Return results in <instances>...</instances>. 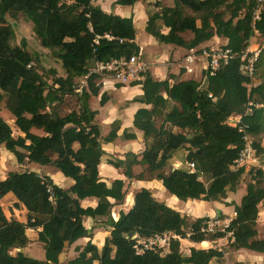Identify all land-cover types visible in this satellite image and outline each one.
<instances>
[{"label":"trees","instance_id":"obj_1","mask_svg":"<svg viewBox=\"0 0 264 264\" xmlns=\"http://www.w3.org/2000/svg\"><path fill=\"white\" fill-rule=\"evenodd\" d=\"M139 1L116 0L115 4L132 7ZM93 2L0 0V104L4 102L20 133L14 138L0 117V149L9 152L17 164L50 166L72 181L62 189L33 171L8 172L0 180V200L11 196L14 209L22 206L26 210L22 223L8 218L0 206V264H58L82 239L88 241L82 248L75 247L78 255L67 264H212L223 258L222 251L189 248L182 254L179 240L214 243L227 236L234 252L264 253V238H258L256 229L258 206L264 201V171L254 166L256 162L247 171L233 169L243 141L237 128L228 125L230 117L240 116L256 157L264 153V80L253 83L264 67V56L260 53L252 77L239 60L221 67L214 76L205 72L203 81L170 83V77L155 81L145 72L140 82L143 95L137 101L149 108L137 110L133 120L145 149L139 156L128 153L124 160L112 156L106 160L127 179L143 181L148 175L149 180L160 181L180 202L220 203L242 183L245 194L239 204H227L234 211L229 225L214 234L203 233L201 224L208 218L193 220L181 215L146 189L136 192L129 210L119 212L114 220L111 211L124 202L125 182L106 184L99 176L105 156L102 144L114 141L116 131L102 138L94 123L89 100L99 94L100 81L105 79L89 72L97 64L136 55L139 48L132 18L107 14ZM257 5V0H173L172 7L158 5L148 16L144 31L158 44L187 52L199 51L200 46L218 38L225 42L221 49L238 53L255 36L264 39V1L254 21ZM19 15L32 25L40 46L59 63L61 75L54 68L46 75L40 73L39 55L30 53L24 40L19 46L14 44L15 31L7 19ZM260 77L264 78V70ZM70 96L76 97L78 111L66 114L62 105ZM105 100L103 94L100 105ZM121 139L135 136L124 131ZM179 150L187 152L185 161L193 164L195 173L185 166L172 168L173 154ZM134 166H142L144 171L133 175ZM244 175L246 182L242 181ZM87 199L95 201V207H82ZM88 219L90 226L85 223ZM99 227L109 232L100 248L92 243ZM27 229L38 230L36 242L42 245L43 261L23 253L31 243ZM164 234L175 236L167 251L136 253L138 241Z\"/></svg>","mask_w":264,"mask_h":264},{"label":"crops","instance_id":"obj_2","mask_svg":"<svg viewBox=\"0 0 264 264\" xmlns=\"http://www.w3.org/2000/svg\"><path fill=\"white\" fill-rule=\"evenodd\" d=\"M137 2L132 7H122L115 4L116 0H94L93 4L97 5L101 8V10L107 14H114L123 18H132L134 27L138 23L141 27V30H144L145 23L148 19V16L153 13H148L147 7L150 6L151 2H146V6H144L143 2ZM173 6V5H172ZM169 6V7H172ZM155 13V12H154ZM136 30V28H135ZM145 32V31H144ZM163 33H167L166 29H163ZM140 39V42L139 40ZM142 43V44H141ZM223 45L225 42L222 39L213 38L209 42L203 44L198 49L211 47L213 44ZM135 44L138 46L141 51V60L147 65V72L151 75V77L155 81H164L169 77L170 83L173 81H185L188 79H194L196 81H203V76L205 73V60L202 58H197L192 64V73H186L184 68L182 67L184 64L183 59L186 55L189 54L185 49L177 48L171 45L158 44L151 36L148 34H144L143 37L138 38V34L135 35ZM221 47V46H220ZM141 80L138 82L131 83L126 86H122L120 84H116L112 80L105 79L100 81V89L99 94L95 97H91L89 100V108L93 112H95L94 123L98 126L100 135L102 138L108 136L110 131H116V138L114 141L110 143H103L102 150L105 153V156L102 158V161L99 166V176L101 181L110 184L114 180H122L125 182V189L134 191L127 197V203L124 205H116L113 207L111 211V216L114 220H117L119 212H127L132 205L133 196L136 192L141 189L148 190L152 196L160 202H164L168 207L176 210L181 215L191 217L193 220H197L203 217H211L212 209H214L218 213V217L226 218L229 217L232 219L234 217L233 206H227L233 202L238 205L243 194H245V187L241 183L234 193H228L227 197L223 199L222 202H204V201H195L188 200L187 202H180L175 197L170 196L165 189L163 188L160 181L157 180H135V179H127L122 175L120 169H115L114 167L108 165L106 160L108 156H112L114 158H118L120 160H124L125 155L130 153L136 156L141 155V153L145 149L144 141L142 138V133L136 130L133 127L134 114L137 110L145 108L148 109L149 106L139 103L137 100L142 97L143 93L141 90ZM105 95L106 100L104 104L100 105L99 101L102 95ZM78 111V105L75 110ZM69 113V112H68ZM66 113V114H68ZM124 131H127L128 134H134L135 139L133 140H123L121 136ZM187 152L185 150H179L173 154V158L171 160V165L173 169H177L185 166V157ZM142 166H134L132 168V174L138 175L142 172ZM140 170V172H138ZM41 173L38 174L49 177L52 182L62 189H67L71 186L72 181L67 180L62 176V174L50 166L41 167ZM5 176L0 177V180L5 179ZM244 189V193L241 194V190ZM170 198V199H169ZM9 201L11 212L15 213L11 217H15V215H22V218L16 219L19 222L25 223L26 221V210L24 207L20 206L17 210L13 208L14 198L11 196H6L1 201ZM169 201V204H168ZM176 204H175V203ZM215 203L216 206H210ZM96 202L92 199H87L81 202L82 207H95ZM2 208V204H0ZM127 207V208H126ZM212 207V208H211ZM215 207V208H214ZM194 208H198L194 210ZM3 209V208H2ZM225 211H228L229 214L225 216ZM224 215V216H223ZM24 217V218H23ZM190 218V219H191ZM87 225H92V221L90 219L85 220ZM256 229L258 238H264V201L260 203L258 206V217L256 220ZM103 233H99V229H95L93 236H102V241L99 243L100 248L103 245L105 238L109 235L108 229H103ZM37 232L38 230L27 229L25 234L31 242L30 245L23 250V253L30 258H33L34 249H32V245H34L37 240ZM87 239L79 240L76 245H85ZM182 242H186L189 248L195 249H204L201 248V245L206 244H193L186 240ZM93 243V242H92ZM95 244V243H93ZM102 244V245H101ZM83 245V246H84ZM96 245V244H95ZM83 246L79 247L82 248ZM75 247V246H74ZM73 248V247H72ZM70 248L65 254L60 258V262L58 264H67L68 259L77 257L78 252H73V255L69 254L66 257V254L70 252L72 249ZM206 249V248H205ZM240 252H249L252 253V256L247 260H236V262L242 264H264V253H254L246 250L235 251V253ZM65 257V258H64ZM62 259H67L62 260ZM64 261V262H61ZM96 264V263H94ZM216 264H219L216 262Z\"/></svg>","mask_w":264,"mask_h":264},{"label":"built area","instance_id":"obj_3","mask_svg":"<svg viewBox=\"0 0 264 264\" xmlns=\"http://www.w3.org/2000/svg\"><path fill=\"white\" fill-rule=\"evenodd\" d=\"M264 0H257V7L253 13V20H258L259 13L262 9V2ZM107 39H112L106 36ZM260 48L250 49L249 47L241 52H233L230 49H221L220 47L203 48L199 51H190L188 55L183 59V68L186 73H192V64L197 58L205 60V72L209 76H214L215 73L223 66L227 65L233 60H239L244 64L245 72L249 77H252L255 69L256 62ZM141 51L139 50L136 55H132L128 58H120L117 60H111L106 64L95 65L89 73L98 74L103 79H109L122 86L129 85L141 80L142 75L147 72V65L141 60ZM81 88H78L77 92H80ZM246 111H249L247 109ZM228 125L237 128L238 132L242 135L243 147L239 152L238 158L233 162V169L238 170L241 168H248L252 163L256 162L257 157L252 145V140L247 134V126L241 123L240 116H232L228 120ZM185 167L190 173H195L193 164L186 162ZM52 201V198H50ZM231 219H208L201 224L200 231L203 233L214 234L216 231H223L230 223ZM223 228L222 230H220ZM175 238L170 234H164L161 236H155L145 241H138L134 246L137 254H142L145 250L158 249L167 251L169 246V240Z\"/></svg>","mask_w":264,"mask_h":264},{"label":"rangeland","instance_id":"obj_4","mask_svg":"<svg viewBox=\"0 0 264 264\" xmlns=\"http://www.w3.org/2000/svg\"><path fill=\"white\" fill-rule=\"evenodd\" d=\"M159 1V4H158ZM141 2H143L144 6H146V2H151L150 6L147 7L148 13H154L158 10V5H165V6H172L173 5V0H142ZM8 23H12L13 24V29L15 31V45H18L24 40L27 46V50L30 53L33 54H38L39 55V64L40 66H38L40 73L46 75V71H48L49 69L54 68L58 75H61V69L59 66V63L56 62L50 52L46 49H43L40 44L39 41L36 39V37L33 34V30H32V25L27 22L24 17L22 15H19L15 20H12L10 18L7 19ZM136 28V33L138 34V38L143 37L144 34H146L144 32V30H141L140 25L137 23L135 25ZM140 42V39H138ZM142 44V43H141ZM222 45L219 44H213L211 47L213 48H217L220 47ZM249 48L250 49H256V48H260L262 49L261 54L264 56V39L260 36H255L254 38H252L250 40L249 43ZM260 55V54H259ZM261 70H264V67L259 69L258 74L256 75V78L254 80V84L258 85L260 82H262L264 80L263 77H260V73ZM117 84V83H116ZM77 108V99L76 97L70 96V97H65L64 101H63V105H62V109L64 111V113H68L72 110H75ZM0 117L10 126L11 130H12V136L14 138L20 136V133L18 132V130L15 128L13 122L14 119L13 117L9 114V112L5 109V105L4 102L0 104ZM33 133L40 135L41 132L40 131H36V130H32ZM261 145L264 147V137H261ZM257 168H261L264 171V153H262L260 155V157H257V161L256 164L254 165ZM249 168L246 169V171ZM24 171H33L36 173H41V167L37 166V165H31L28 163H23V164H17L15 158L9 153L7 152L4 148L1 147L0 149V177L7 175L8 172H24ZM142 171H144V168L142 169ZM140 172V170L138 171ZM42 174V173H41ZM43 176V175H42ZM145 178H149L148 175L145 176ZM246 176L244 175L242 177V181L246 182ZM134 191V189L128 190L126 189V195H125V199L122 205L127 203V197ZM244 193V189L241 190V194ZM244 195V194H243ZM212 203V202H210ZM0 204H2V208L4 210L5 215L8 218H12L11 216L14 215L15 213L11 212V208H10V202L9 201H1ZM215 203L211 204L210 206H216L214 205ZM127 208V207H126ZM212 208V207H211ZM215 208V207H214ZM198 208H194V210H196ZM212 216L211 217H203V218H208V219H224V218H220L218 217V213L212 209ZM225 216H227V214H229L228 211H225ZM15 220L18 218H22V215H15V217H13ZM24 218V217H23ZM191 218V217H190ZM192 219V218H191ZM202 219V218H199ZM225 219H229V217H226ZM99 229V233H103L104 230H102V228H96ZM104 229V228H103ZM223 228H221L220 230H222ZM97 234V233H96ZM93 236L92 238V242L96 244V246L99 247V243L102 241V234L98 237V236ZM180 241V250L182 252V254L187 253L189 247L188 244L186 242H182L183 240H179ZM228 236L226 238L217 240L214 243H209L206 242V244L201 245V248H215L219 251H222L224 253L223 258L221 260H217L214 261L212 264H216V262H218L219 264H234L236 262V260H243V261H247L251 256L252 253L249 252H240V253H235L234 251H232L229 248V242H228ZM84 245V244H83ZM81 245V246H83ZM102 245V244H101ZM81 247L80 245H75V247ZM75 247H73L70 252L68 254H66V257H68V255L72 254L73 252L76 253L75 251ZM32 249H34V254H33V259L39 260V261H43L44 260V252H43V248L42 245L39 244L38 242L35 243L34 245H32ZM66 253V252H65ZM63 258V257H62ZM65 258V257H64ZM62 260H67V259H62ZM64 262V261H61ZM64 264V263H63Z\"/></svg>","mask_w":264,"mask_h":264},{"label":"bare ground","instance_id":"obj_5","mask_svg":"<svg viewBox=\"0 0 264 264\" xmlns=\"http://www.w3.org/2000/svg\"><path fill=\"white\" fill-rule=\"evenodd\" d=\"M170 199V198H169ZM176 199V198H175ZM175 203V202H174ZM168 204H169V201H168ZM176 204V203H175Z\"/></svg>","mask_w":264,"mask_h":264}]
</instances>
